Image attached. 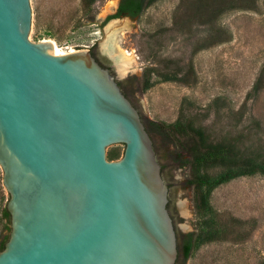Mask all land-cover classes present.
I'll return each mask as SVG.
<instances>
[{
  "label": "water",
  "instance_id": "95a60500",
  "mask_svg": "<svg viewBox=\"0 0 264 264\" xmlns=\"http://www.w3.org/2000/svg\"><path fill=\"white\" fill-rule=\"evenodd\" d=\"M29 0H0V264H175L169 151L90 49L28 40ZM142 119H141V116ZM121 143L123 154L106 158ZM163 165V174L161 172ZM170 197V208H167Z\"/></svg>",
  "mask_w": 264,
  "mask_h": 264
},
{
  "label": "rangeland",
  "instance_id": "374dc122",
  "mask_svg": "<svg viewBox=\"0 0 264 264\" xmlns=\"http://www.w3.org/2000/svg\"><path fill=\"white\" fill-rule=\"evenodd\" d=\"M112 1V11L104 12ZM119 1L29 0L28 40L50 39L63 53L94 48L99 56L108 54L114 76L132 90L148 121H188L201 127L209 141L232 140L245 154L264 150V0L252 8H227L211 16L209 24L204 23L205 14L193 11L194 0H156L135 17H116L118 24L128 26L124 33L118 30L117 38L137 61L126 76H119L116 60L105 50V26L114 18L106 17L116 13ZM217 30L222 32L219 41L207 39L218 36ZM147 69H152L148 87ZM168 73L182 78L161 76ZM161 135L170 156L181 236L196 231L201 218L194 213L192 189L186 185L189 167L179 165L186 152L175 138ZM123 150V144H111L106 155L114 156L106 158L116 160ZM7 196L0 167V209ZM209 202L212 212L206 217L222 229V238L201 244L186 261L177 258L175 264H264L263 177L231 179L211 192ZM4 223L0 218V239L7 233Z\"/></svg>",
  "mask_w": 264,
  "mask_h": 264
},
{
  "label": "trees",
  "instance_id": "16d2710c",
  "mask_svg": "<svg viewBox=\"0 0 264 264\" xmlns=\"http://www.w3.org/2000/svg\"><path fill=\"white\" fill-rule=\"evenodd\" d=\"M96 0H89L93 3ZM156 0H120L117 11L113 15H108L106 20L112 17H118L122 14L135 17L139 15L144 8ZM257 0H216L212 4L211 0H194L192 8L198 15L205 14L207 20L204 23L209 24L211 16L220 14L227 8H252ZM194 13V15H195ZM202 16V15H201ZM219 35L216 37L209 36L207 39L212 41L218 40L222 32L217 30ZM215 38V39H214ZM152 69H147V84L150 86L149 74ZM164 79H177L175 74H162ZM258 89V80L253 85V91ZM142 119V116H141ZM145 129L148 133L151 130H159L165 136L169 135L176 139L178 144L186 152L187 157L179 159V165L189 167V177L186 185L192 189V206L194 213L201 218L199 228L183 235L177 234L178 258L186 261L192 254L193 250L201 244L222 238V229L217 227L210 218L206 217L212 212L209 202L211 192L219 185L245 175L260 174L264 179V150L254 149L251 154H245L244 151L232 140L222 139L219 141H209L201 127H195L192 123L185 121H175L171 124H163L156 121L144 122ZM184 140V141H183ZM183 141V142H182ZM112 153H108V159L113 158ZM220 168L221 170L212 175L209 170ZM9 196H7L8 200ZM6 200V202H7ZM6 202L0 209V218L4 220V228L7 230L6 235L0 239V251L4 248L10 232V213L6 209ZM170 204L167 203V208ZM174 221V220H173Z\"/></svg>",
  "mask_w": 264,
  "mask_h": 264
},
{
  "label": "bare ground",
  "instance_id": "6f19581e",
  "mask_svg": "<svg viewBox=\"0 0 264 264\" xmlns=\"http://www.w3.org/2000/svg\"><path fill=\"white\" fill-rule=\"evenodd\" d=\"M114 1H112V4L108 6L104 12L107 10L113 9ZM103 12V13H104ZM118 18H112L108 21L107 25L105 26V31L107 32L108 36L105 41V50H108L109 53H111L114 57V59L117 62V67H118V72L119 76H126L128 75L129 71L133 69L134 63L137 62L135 60L134 54L130 52L129 50L123 48L117 38V33L119 32L118 30L120 29L122 33L125 32V30L128 29L127 22L124 24H118ZM120 34V33H118ZM50 41L52 44L54 42L50 39H43ZM54 54H63V52H60L57 48V46L54 44ZM71 51H74L71 49ZM137 66V65H136ZM135 66V67H136Z\"/></svg>",
  "mask_w": 264,
  "mask_h": 264
},
{
  "label": "flooded vegetation",
  "instance_id": "af4514ba",
  "mask_svg": "<svg viewBox=\"0 0 264 264\" xmlns=\"http://www.w3.org/2000/svg\"><path fill=\"white\" fill-rule=\"evenodd\" d=\"M91 54L94 56V58L99 62V64H101L103 67H106V68H108L109 70H110V72L111 73H113V75H115L114 74V62H113V60H112V57H110L108 54H106V53H102V57L101 56H99L97 53H96V51L94 50V48H92L91 50ZM118 80V84H119V87H120V89H121V91L124 93V95L131 101V103L135 106V108L138 110V112H139V108H138V106H137V104H136V102L132 99V97L126 92V90L124 89V87H123V85H122V83H121V81L119 80V79H117ZM139 114H140V112H139ZM141 116V115H140ZM161 172H162V174H163V165L161 164ZM168 203L170 204V197H168ZM168 210H169V212H170V214H171V216H172V219L174 220V218H173V213H172V210H171V208H170V206H169V208H168ZM177 258H178V256H177Z\"/></svg>",
  "mask_w": 264,
  "mask_h": 264
}]
</instances>
